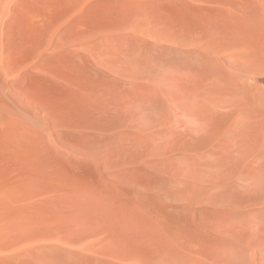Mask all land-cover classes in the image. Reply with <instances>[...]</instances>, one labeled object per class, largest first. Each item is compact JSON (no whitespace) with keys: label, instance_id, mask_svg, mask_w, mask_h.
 <instances>
[{"label":"bare ground","instance_id":"6f19581e","mask_svg":"<svg viewBox=\"0 0 264 264\" xmlns=\"http://www.w3.org/2000/svg\"><path fill=\"white\" fill-rule=\"evenodd\" d=\"M0 264H264V0H0Z\"/></svg>","mask_w":264,"mask_h":264}]
</instances>
